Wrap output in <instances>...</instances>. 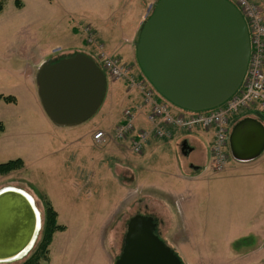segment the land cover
<instances>
[{"label": "rangeland", "instance_id": "374dc122", "mask_svg": "<svg viewBox=\"0 0 264 264\" xmlns=\"http://www.w3.org/2000/svg\"><path fill=\"white\" fill-rule=\"evenodd\" d=\"M158 1L19 0L21 6L17 7L15 0H4V9L0 13V96H12L16 102L8 103L0 98V124L4 126L0 133V165L21 159L24 166L8 175L0 174V190L14 187L33 196L42 214V227L45 209L52 205L58 213V224L66 227L65 231L54 235L49 261H41L40 264H114L124 248L128 221L137 214L155 220L156 234L164 242V238L170 241L169 245L166 244L179 251L176 252L184 264H226L230 262L229 256L256 246L247 243L249 240L233 239L228 233L230 229L218 227L215 231L216 227H202L195 216L199 212L201 215L208 213V201L204 202L205 207L201 210L192 200L181 201V207H167L158 192L153 191L147 195L149 204H145L139 192L135 205L121 197L118 207H110L111 180L94 181L85 191L79 186L78 174L79 167L86 164L87 152L78 139L84 136L89 139L88 135L95 128L108 130L110 95H106L105 102L90 120L71 128L54 124L41 103L34 74L41 57L60 50L57 52L59 56L48 60L83 53L98 63L96 50L85 43L83 29L94 22L100 28L118 31V38L122 33L131 37L133 26L150 9L146 14L147 20ZM250 1L260 7L264 15V0ZM78 25L82 26L80 34L73 32L74 28L78 29L74 26ZM116 56L129 67L134 66L132 71L135 67L140 71L137 63L132 65L124 55ZM104 74L111 88L112 79L105 71ZM126 108L119 105L118 109L124 111ZM113 131L107 133L112 134ZM147 150L144 148V152ZM92 151L94 156L99 153L96 149ZM87 154L92 152L88 150ZM129 155L139 162L137 155ZM107 158L109 162L116 161L110 155ZM125 159L121 158V161ZM148 161L147 164L154 169L165 163L156 156ZM139 164L143 165L142 160ZM92 171L110 172L99 165ZM163 179L154 172L151 181L161 185ZM42 233L43 230L26 258L36 250ZM248 264H264V259L249 261Z\"/></svg>", "mask_w": 264, "mask_h": 264}, {"label": "water", "instance_id": "95a60500", "mask_svg": "<svg viewBox=\"0 0 264 264\" xmlns=\"http://www.w3.org/2000/svg\"><path fill=\"white\" fill-rule=\"evenodd\" d=\"M250 55L247 23L229 0H159L136 43L144 77L166 101L188 112L228 102L242 87ZM36 79L44 110L59 127L90 120L107 91L105 74L83 53L43 63ZM229 141L234 160H254L264 151V127L243 119ZM24 193L12 187L0 190V264L26 258L39 237L41 212L38 216ZM156 228L152 217L133 216L114 264H184Z\"/></svg>", "mask_w": 264, "mask_h": 264}, {"label": "crops", "instance_id": "0c3cea01", "mask_svg": "<svg viewBox=\"0 0 264 264\" xmlns=\"http://www.w3.org/2000/svg\"><path fill=\"white\" fill-rule=\"evenodd\" d=\"M149 10L146 14L149 13ZM146 14L139 23L133 26L131 37H126L122 33V37L118 38V31L100 28L91 22L95 32L96 45L97 43L103 45L111 56L124 55L133 63L132 65L136 64V43L142 24L146 20ZM74 27L78 28L73 29L74 33H82L81 25ZM93 49L96 50L95 47ZM58 51L60 50L38 60L34 71L35 79L41 65L48 62V59L59 56ZM131 67L134 68V66ZM134 70V74L139 75L140 71L136 67ZM107 94L110 95L108 132L115 129L123 121L125 110L118 109L119 105H125L126 109H133L137 113V130L150 129L151 126L147 122V110L142 108L141 95L137 90L130 88L127 79L112 80L111 88L107 85ZM246 118L255 119L264 127V113L255 105L242 110L231 118L230 134L232 132L231 126L234 128L238 122ZM98 131L103 130L95 128L88 135L89 139L85 136L78 139L79 142H82L87 153L88 150L92 152V154H85L86 164L79 167V186L85 191L89 190L94 181L106 182L111 180L109 195H112V200L110 207H118L121 204V197L124 201L127 200L131 205H135L136 196L139 192L142 193L145 204H149L146 201L147 195H151L153 191L158 192L167 207H176V205L181 207V201L192 200L195 206L201 210V207H205L204 202L208 201V206H206L209 208L208 213L201 215L199 212V215L195 216L202 227L208 225L216 227L215 231L218 227H224L230 229L228 233L233 239L249 240L247 243L256 245L249 251L237 252L233 256H229L228 261L230 262L226 264H248L249 261L264 259V151L259 157L251 161L235 160L233 163L232 160L234 159L232 158L222 173H214L210 169L211 145L214 140L212 130L196 129L191 132L174 130L171 139L152 138L144 147H147L148 152H144L143 149L141 154H135L129 142L112 140L105 144H97L93 136ZM93 149L99 151L95 156ZM132 153L137 155L139 162L142 160L143 165L140 166L139 162L131 158L129 154ZM108 155L116 158V161L109 162ZM152 156L164 161V165L156 169L151 168L147 163ZM121 158L127 159L121 161ZM98 165L100 168H107L110 172L104 174L100 171H92ZM154 172L165 178L161 185L151 181ZM87 196L90 194L87 193ZM231 229L234 230L233 233ZM164 239L167 244L170 243L167 238ZM175 251L179 252L178 250Z\"/></svg>", "mask_w": 264, "mask_h": 264}, {"label": "built area", "instance_id": "2783aa9c", "mask_svg": "<svg viewBox=\"0 0 264 264\" xmlns=\"http://www.w3.org/2000/svg\"><path fill=\"white\" fill-rule=\"evenodd\" d=\"M248 25L251 55L242 87L221 107L205 112L175 110L142 75H135L132 68L121 58L111 56L103 45H96L95 32L91 26L83 29L88 46H95L98 65L112 80L127 79L130 88L141 95L142 108L147 110L150 129L137 130V113L133 109L123 112V121L112 134L98 131L94 141L101 145L109 141L129 142L135 154H141L148 142L154 139H171L174 130L191 132L196 129L212 130L214 140L211 145L210 169L222 173L229 162L230 120L243 109L257 105L264 113V15L260 7L250 0H235Z\"/></svg>", "mask_w": 264, "mask_h": 264}, {"label": "trees", "instance_id": "16d2710c", "mask_svg": "<svg viewBox=\"0 0 264 264\" xmlns=\"http://www.w3.org/2000/svg\"><path fill=\"white\" fill-rule=\"evenodd\" d=\"M229 1L233 3L232 0ZM15 4L17 7L21 6L19 0H15ZM3 9H4V0H0V13L3 11ZM0 98H4V100L8 103L16 102V99L12 96L9 97L0 96ZM3 131H4V126L0 124V133H2ZM23 166L24 163L21 159L9 161L5 164L0 165V174L8 175L13 171L21 169ZM44 217L45 220H44V226L42 227L43 233L40 243L38 244L36 250L33 252L31 256L26 258V260H24L25 259L24 258L23 259L24 262H22L23 260L19 261L22 262L20 264H40L41 261H49V252H50L49 248L53 241L54 235L56 234V232H62L66 230L65 226L58 224V213L53 208L52 205L49 204L46 207Z\"/></svg>", "mask_w": 264, "mask_h": 264}, {"label": "bare ground", "instance_id": "6f19581e", "mask_svg": "<svg viewBox=\"0 0 264 264\" xmlns=\"http://www.w3.org/2000/svg\"><path fill=\"white\" fill-rule=\"evenodd\" d=\"M12 188H14V187H12ZM19 189V188H18ZM14 191V190H13ZM25 193H24V195L28 198V200L32 203V205H33V207H35V210H36V212H37V215L39 216V212H40V210L38 209V207L36 206V203H35V200H34V198L28 193V192H26L25 190H23ZM37 230H38V224H37Z\"/></svg>", "mask_w": 264, "mask_h": 264}]
</instances>
